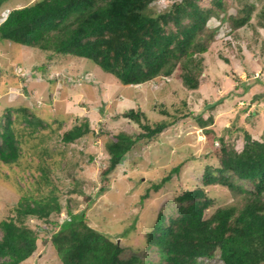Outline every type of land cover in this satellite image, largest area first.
<instances>
[{
  "label": "rangeland",
  "instance_id": "1",
  "mask_svg": "<svg viewBox=\"0 0 264 264\" xmlns=\"http://www.w3.org/2000/svg\"><path fill=\"white\" fill-rule=\"evenodd\" d=\"M32 1H4L0 5V19L16 5ZM174 1L177 0H153L149 7L159 11ZM226 1L227 13H236L239 4ZM200 2L210 5V0ZM218 19L207 20V26L216 29L215 40L202 54V69L194 89L173 75L155 77L141 84L121 85L112 74L89 59L62 53L49 58L47 52L37 47L0 39V115L8 107L14 111L26 104L38 110L47 123L50 117L67 119L71 104L66 106L61 100L52 103L61 95V88L63 96L71 91L67 84L76 85L77 93H86L78 98L76 94L69 95L72 97L69 103L76 98L73 104L82 110L86 103V109L72 114L59 127L57 122L51 123V131L14 122V132L21 139V151L15 162L0 166V219L14 214L10 209L19 199L53 193L64 204L71 198L74 212L83 211L90 226L116 238L123 255L137 254L147 260L146 264L157 263L156 251L143 247L145 231L151 228L158 211L175 210L174 197L202 184L204 165H218L213 147L218 144L219 135L227 137L233 132L232 137L238 142L244 132L264 137V101H253L255 95L264 99V25L258 23L253 13L247 24L227 35L229 26L218 24ZM58 64L61 65L58 67ZM79 75L85 77L81 86L75 83ZM103 77L107 81L102 80ZM230 94H235L234 98ZM28 100V103L22 102ZM151 103L166 105L169 114L162 113L161 106L152 108ZM252 103H257L260 110L249 116L255 108ZM245 105L248 108L242 113L239 109ZM131 107L144 109L150 121L172 122L154 137L142 139L107 177H102L101 168L108 161L104 141L121 130L133 134L144 132L124 116L123 112ZM203 109L213 116L209 125L214 132L212 143L193 116ZM85 122L89 130L82 136L68 143L61 140L65 130ZM89 154H93L91 160ZM42 165L50 168L45 176L40 170ZM176 166L178 169L173 170ZM169 173V178L159 188L151 186ZM74 178L80 182H76L79 190L69 192ZM101 185H104L103 190H100ZM205 190L212 199L205 218L218 207L239 206L247 197L244 192L230 191L217 184L207 185ZM60 217H67L64 210ZM25 221L37 233L39 249L23 264H61L49 241H42L49 239L51 232L45 231L46 224L32 215ZM217 253L203 263L223 264Z\"/></svg>",
  "mask_w": 264,
  "mask_h": 264
},
{
  "label": "trees",
  "instance_id": "2",
  "mask_svg": "<svg viewBox=\"0 0 264 264\" xmlns=\"http://www.w3.org/2000/svg\"><path fill=\"white\" fill-rule=\"evenodd\" d=\"M4 1L0 0V5ZM152 1L33 0L12 8L0 21V39L37 47L48 57L62 53L89 59L121 85L173 75L194 89L202 69V54L215 40V27L206 24L210 17L229 26L227 35L247 24L253 13L264 25V0H233L239 4L234 14L227 13L226 0H210V5H202L200 0H177L159 11L149 7ZM262 98L255 95L253 101ZM156 106L169 114L166 105L151 103L152 108ZM254 107L249 116L260 110L257 103ZM247 108L245 105L239 110L243 113ZM204 110L207 111L203 109L193 116L212 143L214 132L209 125L213 116ZM123 114L144 132L119 131L104 141L108 161L101 168L102 177H107L139 140L154 137L172 122L150 121L142 108L131 107ZM17 121L52 129L31 108L18 106L12 111L8 107L0 115V166L15 162L20 154L21 139L13 127ZM88 130L87 123L74 125L60 138L64 143L72 142ZM229 134L219 135L213 147L218 165H204L202 184L174 197L175 210L158 211L151 228L145 231L143 247L159 255L155 264H204L216 252L223 264H264V137L244 132L238 142L233 132ZM92 157L88 155L89 160ZM177 169L178 166L173 170ZM40 170L45 176L50 168L42 165ZM170 173L151 186L159 188ZM74 180L69 192L79 190L80 182ZM216 184L244 192L247 197L243 204L218 207L205 218L212 203L205 186ZM67 200L61 204L53 193L19 199L10 209L14 214L0 219V264H23L38 251V235L25 221L30 215L46 224L45 231H51L49 239L42 241H49L61 264H146L147 260L137 254L123 255L116 238L90 226L85 213L74 212L71 198ZM62 210L67 217H60Z\"/></svg>",
  "mask_w": 264,
  "mask_h": 264
},
{
  "label": "crops",
  "instance_id": "3",
  "mask_svg": "<svg viewBox=\"0 0 264 264\" xmlns=\"http://www.w3.org/2000/svg\"><path fill=\"white\" fill-rule=\"evenodd\" d=\"M23 5V4H22ZM17 6H19V5H16L15 7H17ZM21 6V5H20ZM53 56V55H52ZM49 58H51V57H49ZM61 64H58L57 66L59 67ZM46 65L44 64V67H45ZM43 67V68H44ZM98 67V66H97ZM42 68V69H43ZM86 69V68H85ZM92 71V70H91ZM95 73L99 76V74H98V71H95ZM99 78V77H98ZM105 79H106V77H103L102 78V80H104L105 81ZM101 80V79H100ZM106 81H107V79H106ZM15 82H17V80L15 81ZM20 84H21V82H20ZM83 85V84H82ZM67 87H69L70 89H71V91H70V93H69V95H75V97L77 96V98L80 96V97H82L83 96V94H85L86 95V93H84V92H82V91H80V92H78L77 93V91H78V89L79 88H77L76 87V85L75 86H73V85H66ZM81 86V85H80ZM50 88V87H49ZM84 88L86 89V87L84 86ZM54 89V87H52V89H51V91H50V94H51V92H52V90ZM62 89H63V87L61 88V95L59 96V97H56L55 98V100H53L52 101V103H58L60 100L61 101H64L65 102V104H66V106L68 105V104H71V107L67 110L68 111V114H69V117L72 115V114H78L77 112H82V111H84V109H86V103H85V105H84V108L81 110V108L79 107V106H77V105H74L73 103L76 101V98H74L73 99V102L72 103H69L70 102V100H71V98L72 97H70L69 95H66V96H63L62 95ZM77 90V91H76ZM86 92V91H85ZM84 97V96H83ZM260 99V98H259ZM85 100H86V98H85ZM262 100L264 101V99L262 98ZM261 101V100H260ZM23 103H28L29 102V100L27 101V102H25V101H22ZM252 104H255V103H252ZM22 106H27V107H29L28 105H22ZM55 106V105H54ZM30 108V107H29ZM54 108V107H53ZM33 110V109H32ZM33 111H35L37 114H39L38 113V110L36 111V110H33ZM56 111V110H55ZM69 117L67 118V119H55V120H53V118H51L50 117V120L48 121V124H51V123H55V122H57L58 124L60 123H64L66 120H68L69 119ZM132 121V120H131ZM86 123V122H85ZM70 129V128H69ZM68 130V129H67ZM121 131H125V130H121ZM127 133H130V132H128V131H126ZM138 132V131H137ZM136 132V133H137ZM131 134V133H130ZM138 145V144H137Z\"/></svg>",
  "mask_w": 264,
  "mask_h": 264
},
{
  "label": "clouds",
  "instance_id": "4",
  "mask_svg": "<svg viewBox=\"0 0 264 264\" xmlns=\"http://www.w3.org/2000/svg\"><path fill=\"white\" fill-rule=\"evenodd\" d=\"M23 5H24V4H23ZM21 6H22V5H21ZM17 7H18V6H17ZM6 15H7V14H4V16L2 17V19H0V21L3 20L4 17H5ZM84 78H85V77H84L83 75H79L78 78L75 79V80H76L75 83L79 84V86L82 85V84L85 82ZM81 79H82V80H81ZM72 80H74V79H72ZM80 81H81V82H80ZM139 84H141V83H139ZM131 85H132V84H131ZM132 121H133V120H132ZM135 123H136V122H135ZM136 124H137V123H136ZM137 127H139V126L137 125ZM139 132H140V131H138L137 133H139ZM137 133H135V134H137ZM142 139H144V138H142ZM142 139H141V140H142ZM141 140H139V141L137 142V144H139ZM137 144H136L135 146H137ZM135 146H133V147L135 148ZM133 147H132V148H133ZM105 150H106V148H105ZM130 150H131V149H130ZM106 152H107V150H106ZM114 169H115V168H114ZM82 180H83V179H82ZM83 181H84V180H83Z\"/></svg>",
  "mask_w": 264,
  "mask_h": 264
}]
</instances>
